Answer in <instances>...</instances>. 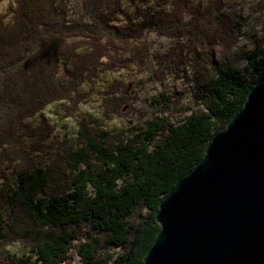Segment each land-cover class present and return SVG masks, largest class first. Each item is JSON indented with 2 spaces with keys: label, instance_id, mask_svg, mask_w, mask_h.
Segmentation results:
<instances>
[{
  "label": "trees",
  "instance_id": "1",
  "mask_svg": "<svg viewBox=\"0 0 264 264\" xmlns=\"http://www.w3.org/2000/svg\"><path fill=\"white\" fill-rule=\"evenodd\" d=\"M11 1L0 16V264H142L160 230V202L264 79V50L252 54L248 75L213 59L198 66L194 107L180 124L154 118L116 143L81 125L75 147L44 158L54 128L33 120L40 111L73 101L99 74L147 63V33L195 52L209 32L219 41L225 4L162 0L123 22L125 0H79L78 11L73 0ZM14 242L29 255L1 253Z\"/></svg>",
  "mask_w": 264,
  "mask_h": 264
},
{
  "label": "rangeland",
  "instance_id": "2",
  "mask_svg": "<svg viewBox=\"0 0 264 264\" xmlns=\"http://www.w3.org/2000/svg\"><path fill=\"white\" fill-rule=\"evenodd\" d=\"M198 1L193 0V3L196 5ZM161 2L125 0L119 17L127 22L132 19L136 9L156 6ZM78 3L79 0L72 1L76 11L79 9ZM224 4L221 17L226 22L219 32L224 31L226 35L219 33V41L214 42L213 34L209 32L208 38L195 52L176 40L147 33L140 42L146 43L150 52V57L145 60L147 63L140 66L130 64L128 68L99 74L94 83L81 86L73 95V101L56 102L40 111L33 120H45L49 127L54 128L43 147V153L49 155L44 158L62 155L70 150L69 147H75L81 125L92 127L102 136L106 134L116 143L119 139H131L154 118L163 119L172 126L182 123L191 114L189 109L193 106L196 93L198 66L205 65L211 59L232 64L237 71L248 75L252 70L249 64L252 54L264 50V0H224ZM162 5L157 10L169 9L168 2ZM13 8L11 0H3L0 3V16L10 14ZM199 39L203 40L202 37ZM140 43L137 42L135 46H140ZM154 55L162 58L159 61L162 67L154 60ZM116 56L128 57L129 54L119 53ZM77 94L78 97H75ZM118 104L120 107L116 112ZM45 161L48 162V159ZM54 161L57 162L56 158ZM63 168V165L59 166L60 170ZM9 175L11 184H14L15 175L11 171ZM1 253L19 258L29 255V249L14 242L2 249ZM73 264L79 263L76 261Z\"/></svg>",
  "mask_w": 264,
  "mask_h": 264
},
{
  "label": "water",
  "instance_id": "3",
  "mask_svg": "<svg viewBox=\"0 0 264 264\" xmlns=\"http://www.w3.org/2000/svg\"><path fill=\"white\" fill-rule=\"evenodd\" d=\"M142 264H264V79L160 202Z\"/></svg>",
  "mask_w": 264,
  "mask_h": 264
}]
</instances>
